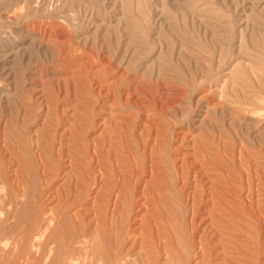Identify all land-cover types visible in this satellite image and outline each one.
<instances>
[{"label": "rangeland", "instance_id": "1", "mask_svg": "<svg viewBox=\"0 0 264 264\" xmlns=\"http://www.w3.org/2000/svg\"><path fill=\"white\" fill-rule=\"evenodd\" d=\"M0 264H264V0H0Z\"/></svg>", "mask_w": 264, "mask_h": 264}, {"label": "bare ground", "instance_id": "2", "mask_svg": "<svg viewBox=\"0 0 264 264\" xmlns=\"http://www.w3.org/2000/svg\"><path fill=\"white\" fill-rule=\"evenodd\" d=\"M109 145V144H108ZM93 149V148H92ZM101 153V152H100ZM124 164V163H123ZM207 165V164H206ZM121 173V172H120ZM103 175V174H102ZM204 180V179H203ZM99 181H100V179H99ZM101 186V185H100ZM117 194H119V193H117ZM116 195V194H115ZM150 213V212H149ZM159 214V213H158ZM52 217V216H51ZM83 230V229H82ZM81 230V231H82ZM88 230V229H87ZM95 231V230H94ZM137 239V238H136ZM139 241V240H138ZM79 243H82V240L79 242Z\"/></svg>", "mask_w": 264, "mask_h": 264}]
</instances>
